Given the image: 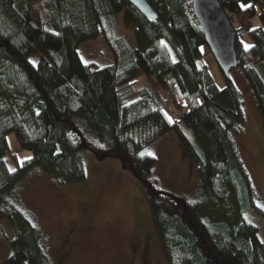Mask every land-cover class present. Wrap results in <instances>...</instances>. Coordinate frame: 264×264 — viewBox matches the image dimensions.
<instances>
[{
  "label": "trees",
  "instance_id": "1",
  "mask_svg": "<svg viewBox=\"0 0 264 264\" xmlns=\"http://www.w3.org/2000/svg\"><path fill=\"white\" fill-rule=\"evenodd\" d=\"M146 1L154 20L127 0H0V220L16 229L7 264H52L16 185L32 172L60 186L77 183L86 150L100 160L119 158L139 180L166 264H264V239L245 219L252 212L264 221V210L232 138L244 120L241 92L218 66L221 87L209 71L190 0ZM218 1L227 16L260 21L232 26L236 67L264 122V0ZM118 14L134 41L120 33ZM100 34L113 62L83 63L79 46ZM11 132L31 151L15 171L6 159ZM168 132L197 170L195 200L149 179L156 158L143 151Z\"/></svg>",
  "mask_w": 264,
  "mask_h": 264
},
{
  "label": "rangeland",
  "instance_id": "2",
  "mask_svg": "<svg viewBox=\"0 0 264 264\" xmlns=\"http://www.w3.org/2000/svg\"><path fill=\"white\" fill-rule=\"evenodd\" d=\"M229 19L238 28L260 25L257 16ZM117 20L120 33L134 41V30L124 26L121 14ZM243 39L244 44L250 45L246 36ZM77 51L81 61L92 66L113 62L101 34L82 43ZM202 52L209 71L221 87L222 78L210 50L203 47ZM38 58L34 54L30 60L36 63ZM229 76L241 92L244 116L232 138L254 187L256 203L264 210V122L240 69L232 67ZM133 99L132 96L129 100ZM169 112L173 113L174 109L170 108ZM86 139L92 147H100L94 137L86 135ZM7 142L9 168H15L16 160L21 162L31 157V151L19 144L14 132L7 135ZM143 153L156 158L149 179L160 189L190 201L197 199V170L173 133L162 135ZM83 161L85 176L77 183L60 186L46 173L32 172L15 188L19 204L44 232V248L52 264H166L139 180L122 167L119 158L100 160L86 150ZM250 213L252 217L245 219L258 228L264 239L263 219ZM15 231L11 224L0 220V264H7Z\"/></svg>",
  "mask_w": 264,
  "mask_h": 264
},
{
  "label": "water",
  "instance_id": "3",
  "mask_svg": "<svg viewBox=\"0 0 264 264\" xmlns=\"http://www.w3.org/2000/svg\"><path fill=\"white\" fill-rule=\"evenodd\" d=\"M143 16L154 20L156 13L146 0H127ZM193 15L197 19L217 66L226 77L237 65L234 47L236 31L218 0H190Z\"/></svg>",
  "mask_w": 264,
  "mask_h": 264
},
{
  "label": "snow or ice",
  "instance_id": "4",
  "mask_svg": "<svg viewBox=\"0 0 264 264\" xmlns=\"http://www.w3.org/2000/svg\"><path fill=\"white\" fill-rule=\"evenodd\" d=\"M249 6L250 5H242V7H249ZM161 43H163V42H161ZM250 47H252V46L245 44L246 49L250 48ZM33 64H35V61H33ZM169 121L171 122V117H169ZM101 147H103V145H101ZM149 154H151V153H149ZM24 159H31V157H25ZM9 171H15V169H9Z\"/></svg>",
  "mask_w": 264,
  "mask_h": 264
},
{
  "label": "built area",
  "instance_id": "5",
  "mask_svg": "<svg viewBox=\"0 0 264 264\" xmlns=\"http://www.w3.org/2000/svg\"><path fill=\"white\" fill-rule=\"evenodd\" d=\"M232 16H234L233 14L229 15L230 18H232Z\"/></svg>",
  "mask_w": 264,
  "mask_h": 264
}]
</instances>
